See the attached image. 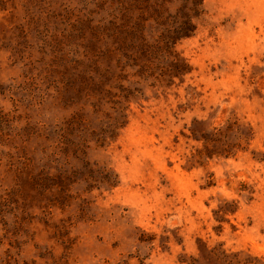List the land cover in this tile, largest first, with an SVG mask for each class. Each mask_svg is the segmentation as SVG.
Instances as JSON below:
<instances>
[{
	"label": "rangeland",
	"instance_id": "1",
	"mask_svg": "<svg viewBox=\"0 0 264 264\" xmlns=\"http://www.w3.org/2000/svg\"><path fill=\"white\" fill-rule=\"evenodd\" d=\"M110 3L0 12V264H264V0H204L174 78L98 58Z\"/></svg>",
	"mask_w": 264,
	"mask_h": 264
},
{
	"label": "trees",
	"instance_id": "2",
	"mask_svg": "<svg viewBox=\"0 0 264 264\" xmlns=\"http://www.w3.org/2000/svg\"><path fill=\"white\" fill-rule=\"evenodd\" d=\"M8 3L9 0H0V12L8 10ZM110 5L109 27H102L97 35L105 47L99 51V59L114 55L118 62L120 58L134 62L125 66L151 71L155 65L150 59L157 55L158 61L159 54H167L171 70L168 69L166 75L174 78L189 72L188 64L175 47L179 41L196 34L197 20L205 14L204 0H111ZM95 73L101 79L100 70L98 73L96 69ZM90 78L93 85L98 86L92 76ZM111 174H105L100 182L113 187L117 181ZM61 192L64 191L61 189ZM243 264L263 263L257 258H248Z\"/></svg>",
	"mask_w": 264,
	"mask_h": 264
}]
</instances>
